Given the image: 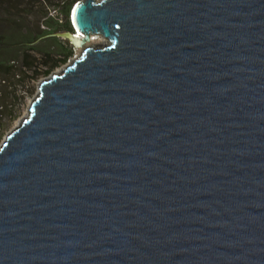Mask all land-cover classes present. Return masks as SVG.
I'll return each mask as SVG.
<instances>
[{"label": "water", "instance_id": "water-1", "mask_svg": "<svg viewBox=\"0 0 264 264\" xmlns=\"http://www.w3.org/2000/svg\"><path fill=\"white\" fill-rule=\"evenodd\" d=\"M70 19L50 35L108 42L41 79L0 144V264H264V0Z\"/></svg>", "mask_w": 264, "mask_h": 264}, {"label": "trees", "instance_id": "trees-1", "mask_svg": "<svg viewBox=\"0 0 264 264\" xmlns=\"http://www.w3.org/2000/svg\"><path fill=\"white\" fill-rule=\"evenodd\" d=\"M40 1L0 0V71L15 72L20 61L21 66L29 68L36 60L49 66L54 55L64 58L71 55L69 42L50 34L73 31L70 15L76 0H66L63 4V22L49 15L47 6L40 8L37 4Z\"/></svg>", "mask_w": 264, "mask_h": 264}, {"label": "rangeland", "instance_id": "rangeland-1", "mask_svg": "<svg viewBox=\"0 0 264 264\" xmlns=\"http://www.w3.org/2000/svg\"><path fill=\"white\" fill-rule=\"evenodd\" d=\"M65 1L47 0L46 3V1L41 0L37 4L40 8L41 6H47L49 15L57 16L59 21L63 22L64 16L61 14V10ZM57 32L62 33L65 30ZM107 42V39H105L101 44L95 46H101L107 44ZM68 49L72 51L69 57L64 58L62 55H54L50 59L49 66L41 63L40 60H36L34 65L29 68L28 65L21 66L22 62L20 61L15 72L0 71V144L6 133L17 126L26 115L27 108L38 90L39 81L51 73L61 70L66 63L79 55L77 48L70 42L68 43ZM37 56L39 58V55Z\"/></svg>", "mask_w": 264, "mask_h": 264}, {"label": "bare ground", "instance_id": "bare-ground-1", "mask_svg": "<svg viewBox=\"0 0 264 264\" xmlns=\"http://www.w3.org/2000/svg\"><path fill=\"white\" fill-rule=\"evenodd\" d=\"M80 36H82L81 34H79ZM104 36L102 34H95V35H92V38L84 45V46H77V50H78V54L80 55V53L82 52V49L85 47V46H95L96 44H101V42L105 41V39L103 38ZM78 56V55H77ZM76 57V56H75ZM74 57V58H75ZM73 58V59H74ZM67 64V63H66ZM59 71V70H58ZM56 71V72H58Z\"/></svg>", "mask_w": 264, "mask_h": 264}]
</instances>
